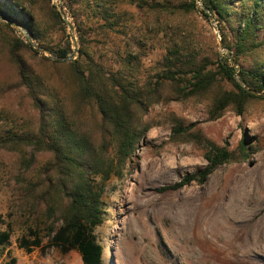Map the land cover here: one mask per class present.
<instances>
[{"label": "trees", "instance_id": "1", "mask_svg": "<svg viewBox=\"0 0 264 264\" xmlns=\"http://www.w3.org/2000/svg\"><path fill=\"white\" fill-rule=\"evenodd\" d=\"M59 1L75 33V53L68 27L51 0H0V15H7L56 58L50 61L32 49L16 28L0 20V62L13 74L12 79L0 77V98L21 91L35 115L31 127L0 138V151L14 155L25 171L19 182L24 206L33 215L42 212L46 220L59 214V227L49 224L48 247L61 254L74 251L82 264H101L103 249L94 232L102 224L104 186L123 177L154 127L143 121L149 109L196 101L205 105L208 120L216 121L228 111L241 117L262 99L264 0H201L209 11H200L201 16L215 20L234 64L227 55L199 52L177 34L166 40L161 60L148 73L142 63L146 38L140 31L151 27L152 34L167 37L168 19L194 12V0ZM124 4L143 13L141 28L121 9ZM99 37L123 38L125 46L107 48L96 41ZM165 120L171 142L193 144L202 151L205 166L159 192L201 185L218 168L244 163L250 155L244 138L231 150L181 118L169 115ZM42 155L48 158L38 163ZM29 236L33 241L22 239L19 245L28 253L41 246L35 231ZM9 239L8 232H0V246Z\"/></svg>", "mask_w": 264, "mask_h": 264}, {"label": "rangeland", "instance_id": "2", "mask_svg": "<svg viewBox=\"0 0 264 264\" xmlns=\"http://www.w3.org/2000/svg\"><path fill=\"white\" fill-rule=\"evenodd\" d=\"M167 1L177 4L188 0ZM51 3L60 7L59 0ZM196 6L189 15L168 19L167 37L152 34L151 27L140 31L146 38L142 63L147 73L161 60L166 40L177 34L179 41L190 43L201 53L226 55L219 53L216 22L204 19ZM121 9L133 15L135 26L141 28L144 15L140 10L126 4ZM96 41L107 48L113 45L122 50L125 46L123 38L99 37ZM41 70L49 74L48 68ZM0 77H13L4 62H0ZM261 97L241 117L228 111L216 121H209L205 105L196 101L158 104L149 109L143 121L154 127L139 144L123 177L104 186L102 224L94 232L103 249L101 264H264V95ZM169 115L195 125L206 138L231 150L241 138L246 139L248 159L218 168L201 185L159 192L205 166L202 151L193 144L171 142L165 120ZM34 120L21 91L12 90L0 98V138L31 127ZM47 158L39 156L37 162ZM23 172L14 155L0 151V232L10 235L8 244L0 246V264H82L76 252L61 254L48 247V227L52 222L59 227V214L46 220L42 212L33 215L24 206L19 198ZM29 231H35L41 240V246L30 253L19 246L22 239L33 241Z\"/></svg>", "mask_w": 264, "mask_h": 264}, {"label": "water", "instance_id": "3", "mask_svg": "<svg viewBox=\"0 0 264 264\" xmlns=\"http://www.w3.org/2000/svg\"><path fill=\"white\" fill-rule=\"evenodd\" d=\"M196 4L200 7V10L203 11L204 13H206L207 15H209V11L202 5L201 3V0H196ZM58 12L59 14L61 15L62 17V20L64 21V23H66L67 27H68V31H69V35H70V38L74 41L73 43V52L75 53L78 49L77 47V44H76V40H75V37H74V32H73V28L71 26V24L68 22L67 18L65 17L64 13H63V10L61 7H58ZM212 21L215 23V20L213 18H211ZM0 20L4 23H8L10 24L12 27L14 28H18L19 31H21L24 35H25V38L27 39V41L29 42L30 46L32 49L38 51L39 53H43V54H46L47 56H49L50 58L56 60L55 56L48 50H45L43 48H40L38 47L32 40H31V37L30 35L20 26L14 24L12 21H10V19L8 18L7 15H0ZM215 28V31H216V34H217V38H218V49H219V53H224L226 54L229 59H230V62L232 64H234L232 58H231V55L229 53V51L227 49H225L222 45V41H221V37L219 35V32H218V29H217V25L214 26ZM238 80V78H236ZM240 83V82H239ZM241 84V83H240ZM242 85V84H241Z\"/></svg>", "mask_w": 264, "mask_h": 264}]
</instances>
